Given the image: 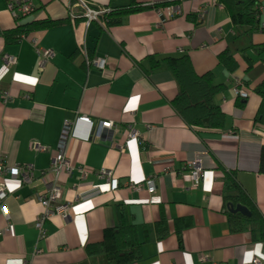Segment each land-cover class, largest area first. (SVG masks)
Instances as JSON below:
<instances>
[{
  "label": "crops",
  "instance_id": "1",
  "mask_svg": "<svg viewBox=\"0 0 264 264\" xmlns=\"http://www.w3.org/2000/svg\"><path fill=\"white\" fill-rule=\"evenodd\" d=\"M0 158L3 160L2 127H1V103H0ZM2 185H4V176H3V174H0V186H2ZM0 264H7L5 200H3L0 203Z\"/></svg>",
  "mask_w": 264,
  "mask_h": 264
},
{
  "label": "built area",
  "instance_id": "2",
  "mask_svg": "<svg viewBox=\"0 0 264 264\" xmlns=\"http://www.w3.org/2000/svg\"><path fill=\"white\" fill-rule=\"evenodd\" d=\"M0 174H3V160L0 158ZM4 200V185L0 186V203Z\"/></svg>",
  "mask_w": 264,
  "mask_h": 264
}]
</instances>
